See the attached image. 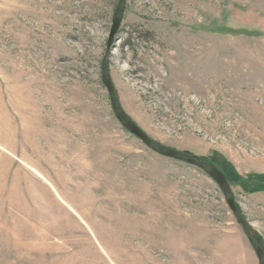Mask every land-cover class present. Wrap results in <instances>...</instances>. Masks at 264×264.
<instances>
[{"label": "rangeland", "instance_id": "obj_1", "mask_svg": "<svg viewBox=\"0 0 264 264\" xmlns=\"http://www.w3.org/2000/svg\"><path fill=\"white\" fill-rule=\"evenodd\" d=\"M118 3L0 0V264H260L219 185L118 120ZM116 39L124 111L264 243V0H126Z\"/></svg>", "mask_w": 264, "mask_h": 264}, {"label": "water", "instance_id": "obj_2", "mask_svg": "<svg viewBox=\"0 0 264 264\" xmlns=\"http://www.w3.org/2000/svg\"><path fill=\"white\" fill-rule=\"evenodd\" d=\"M126 7V0H119L112 28L110 31L108 44L106 48V52L102 61V80L105 85L109 96L113 110L118 118V120L122 123L123 127L133 134L135 137L140 139L149 149L158 153L161 156L174 159L186 164H189L207 174L211 179H213L221 188L225 200L230 207L234 217L237 222L243 227L245 230L247 237L249 239L250 244L252 245L260 264H264V243L262 241L261 236L254 231L251 223L246 220L237 208L236 201L234 199L233 193L231 191L230 185L225 178V176L212 164H209L204 161H200L197 158L191 157L183 152L176 151L174 149L168 148L161 144L154 142L124 111L121 106V103L117 97L110 72H109V60L112 51L115 49V43L117 42L116 35L121 26L123 15Z\"/></svg>", "mask_w": 264, "mask_h": 264}, {"label": "trees", "instance_id": "obj_3", "mask_svg": "<svg viewBox=\"0 0 264 264\" xmlns=\"http://www.w3.org/2000/svg\"><path fill=\"white\" fill-rule=\"evenodd\" d=\"M203 161H205V160H203ZM224 176H225V178L227 179V181H229V178H228V176H227V174L225 173V172H222L219 168H217ZM230 183V182H229ZM250 188V192H257V191H259L260 189H259V186H257V185H255V186H249Z\"/></svg>", "mask_w": 264, "mask_h": 264}]
</instances>
